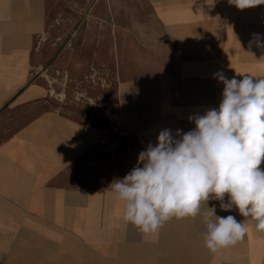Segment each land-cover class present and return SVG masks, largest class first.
Instances as JSON below:
<instances>
[{
    "label": "crops",
    "instance_id": "crops-1",
    "mask_svg": "<svg viewBox=\"0 0 264 264\" xmlns=\"http://www.w3.org/2000/svg\"><path fill=\"white\" fill-rule=\"evenodd\" d=\"M73 4L91 12V27L105 28L90 41L108 44L118 77L117 126L138 140L140 152L160 131L194 130L190 116L218 109L224 85L217 73L264 77V48L250 46L254 34L264 43V5L0 0V264H264V233L235 207L223 211L220 201H208L217 216L245 219L249 229L235 246L212 253L205 247L206 206L145 235L123 221L124 202L110 187L84 181L85 161L99 158L115 131L108 122L52 109L36 53L51 12Z\"/></svg>",
    "mask_w": 264,
    "mask_h": 264
},
{
    "label": "clouds",
    "instance_id": "clouds-1",
    "mask_svg": "<svg viewBox=\"0 0 264 264\" xmlns=\"http://www.w3.org/2000/svg\"><path fill=\"white\" fill-rule=\"evenodd\" d=\"M228 3L244 10L264 5V0ZM252 43L264 48L259 34ZM241 76L228 79L217 73L224 85L218 109L190 116L194 130L178 129L175 136L170 129L160 131L156 144L139 153L136 166L110 184L124 202L125 223L155 236L167 221L195 218L206 206L205 247L212 253L245 238V219L264 233V77ZM209 200L220 201L223 211L235 207L245 219L217 216L215 207L207 206Z\"/></svg>",
    "mask_w": 264,
    "mask_h": 264
},
{
    "label": "rangeland",
    "instance_id": "rangeland-1",
    "mask_svg": "<svg viewBox=\"0 0 264 264\" xmlns=\"http://www.w3.org/2000/svg\"><path fill=\"white\" fill-rule=\"evenodd\" d=\"M51 13L47 30L36 47L40 75L51 90L50 107L79 119L113 126L111 131L115 132L101 156L96 160L88 158L84 171L85 182L110 187L136 166L140 145L117 126L114 94L118 77L113 76V67L109 66L108 44L90 41L93 31L105 28L98 23L91 27V12H77L74 4L67 11L56 8ZM117 65L118 62L116 68Z\"/></svg>",
    "mask_w": 264,
    "mask_h": 264
}]
</instances>
